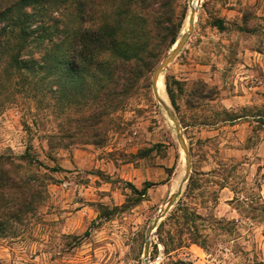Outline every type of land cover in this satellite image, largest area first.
<instances>
[{
    "label": "rangeland",
    "instance_id": "374dc122",
    "mask_svg": "<svg viewBox=\"0 0 264 264\" xmlns=\"http://www.w3.org/2000/svg\"><path fill=\"white\" fill-rule=\"evenodd\" d=\"M57 2L59 15L49 22L69 27L74 4ZM188 3L174 0L176 13L185 11L181 32ZM151 72L131 96L117 97L118 108L95 134L75 122L58 84L43 97L40 83H13L0 113V154L26 153L47 167L16 162L38 180L48 175V194L17 225L18 236L0 237V264H144L146 229L185 169ZM160 77L165 105L183 129L190 173L160 221V236L156 228L150 239L149 264H264V0H202L191 35ZM232 115L241 117L224 120ZM146 177L155 184L136 203L130 185L141 189Z\"/></svg>",
    "mask_w": 264,
    "mask_h": 264
},
{
    "label": "trees",
    "instance_id": "16d2710c",
    "mask_svg": "<svg viewBox=\"0 0 264 264\" xmlns=\"http://www.w3.org/2000/svg\"><path fill=\"white\" fill-rule=\"evenodd\" d=\"M71 1L74 21L67 27L58 20L49 22L53 14L59 15L57 0H0V113L10 102L13 83H40L43 97L56 83L62 104L74 107L75 122L94 133L102 117L118 108L117 97L131 96L142 76L176 41L185 11L176 13L174 0ZM170 79L165 77V88L176 108ZM47 145L52 148L49 139ZM17 160L48 169L26 153L18 158L0 154V237L18 236L17 225L33 216L48 194L49 176L42 174L38 180L37 175L20 172ZM154 184L145 181L141 189L130 185L138 196L135 202ZM185 216L199 218L193 213ZM88 234L86 230L83 236ZM196 236L189 233L187 240L199 244ZM161 242L168 252L167 243Z\"/></svg>",
    "mask_w": 264,
    "mask_h": 264
},
{
    "label": "water",
    "instance_id": "95a60500",
    "mask_svg": "<svg viewBox=\"0 0 264 264\" xmlns=\"http://www.w3.org/2000/svg\"><path fill=\"white\" fill-rule=\"evenodd\" d=\"M188 2H191V0H188ZM195 10H191V13L189 15L188 24L185 27V30L182 31L176 41L172 44L171 48L167 51V53L162 57V59L156 64V66L153 68L151 72V89L153 96L156 100H159V95L157 92V80L159 76H161L163 70L173 61V59L176 57V55L179 53V51L182 49L186 39L191 35L195 23ZM161 104L163 105V109L167 115V117L170 119V121L173 123L176 133H177V139L179 146L181 150L184 153L185 156V169L182 177L179 180L177 189L175 191H172L169 196L167 197V200L164 202L162 207L157 211L156 215L153 217L151 222L149 223L144 237V247H143V254H142V260L144 264H149L148 256H149V245H150V239L153 236V233L157 226L159 225L161 219L164 217V215L168 212V210L172 207L173 203L179 196L181 189L184 185V183L187 181L190 173V153L187 148V144L185 142V138L183 135V129L179 123V120L175 116L174 112L171 110V108L161 100H159Z\"/></svg>",
    "mask_w": 264,
    "mask_h": 264
},
{
    "label": "bare ground",
    "instance_id": "6f19581e",
    "mask_svg": "<svg viewBox=\"0 0 264 264\" xmlns=\"http://www.w3.org/2000/svg\"><path fill=\"white\" fill-rule=\"evenodd\" d=\"M201 1L202 0H191V2L188 3V5H189L188 13H187V17H186V20H185L186 26L188 24V19H189V15L191 13V10H195V12L197 13V10H198V8L200 6ZM196 13H195V17H196ZM156 87H157V92H158V95H159V98H160L159 100H161V101H163L165 103L166 94H165V91H164L163 81H162V78L160 76H159V78L157 80Z\"/></svg>",
    "mask_w": 264,
    "mask_h": 264
},
{
    "label": "crops",
    "instance_id": "0c3cea01",
    "mask_svg": "<svg viewBox=\"0 0 264 264\" xmlns=\"http://www.w3.org/2000/svg\"><path fill=\"white\" fill-rule=\"evenodd\" d=\"M159 174L161 175L160 178H159V180L160 181L164 180L163 172L160 171ZM145 180L146 181H150V179L148 177H146V179L145 178L143 179V181H145ZM143 181H140V182L134 181V184L140 185Z\"/></svg>",
    "mask_w": 264,
    "mask_h": 264
}]
</instances>
